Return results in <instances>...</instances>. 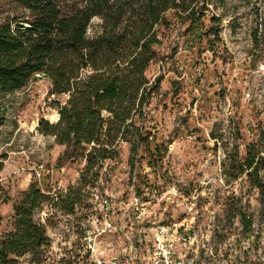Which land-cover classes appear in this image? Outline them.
Masks as SVG:
<instances>
[{
    "label": "rangeland",
    "instance_id": "obj_1",
    "mask_svg": "<svg viewBox=\"0 0 264 264\" xmlns=\"http://www.w3.org/2000/svg\"><path fill=\"white\" fill-rule=\"evenodd\" d=\"M206 2L200 30L188 34L172 21L162 35L160 58L147 70L159 83L142 123L149 142L136 155L119 142L113 159L86 173L82 152L70 158L65 146L38 132L39 120L57 122L55 102L66 100L50 94L48 79L35 76L24 89L0 95V236L13 231V205L31 184L60 197L59 207L35 214L50 246L39 262L25 257L20 264H79L93 189L124 203L136 197L165 222H194L203 264H264V192L238 164L250 146L263 160L264 188V12L255 0ZM70 193L79 199L66 214Z\"/></svg>",
    "mask_w": 264,
    "mask_h": 264
},
{
    "label": "trees",
    "instance_id": "obj_2",
    "mask_svg": "<svg viewBox=\"0 0 264 264\" xmlns=\"http://www.w3.org/2000/svg\"><path fill=\"white\" fill-rule=\"evenodd\" d=\"M255 1L264 12V0ZM207 11L206 0H0V95L24 89L35 76L48 79L50 94L66 100L55 102L57 122L39 120L38 132L65 146L70 158L82 152L86 173L113 159L119 142L130 143L136 155L149 142L142 123L159 83L147 70L160 58L162 35L178 21L185 33H196ZM244 153L240 174L264 192L258 178L263 160L250 146ZM75 199L66 196V214ZM44 205L59 207L60 197L35 184L14 203L13 231L0 236V264L43 257L50 238L35 214Z\"/></svg>",
    "mask_w": 264,
    "mask_h": 264
},
{
    "label": "built area",
    "instance_id": "obj_3",
    "mask_svg": "<svg viewBox=\"0 0 264 264\" xmlns=\"http://www.w3.org/2000/svg\"><path fill=\"white\" fill-rule=\"evenodd\" d=\"M93 214L79 236V264H203V237L195 223L157 219L133 197L124 203L90 192Z\"/></svg>",
    "mask_w": 264,
    "mask_h": 264
},
{
    "label": "bare ground",
    "instance_id": "obj_4",
    "mask_svg": "<svg viewBox=\"0 0 264 264\" xmlns=\"http://www.w3.org/2000/svg\"><path fill=\"white\" fill-rule=\"evenodd\" d=\"M51 119H52V121H54V122L58 120V118L56 117V115L52 116Z\"/></svg>",
    "mask_w": 264,
    "mask_h": 264
},
{
    "label": "water",
    "instance_id": "obj_5",
    "mask_svg": "<svg viewBox=\"0 0 264 264\" xmlns=\"http://www.w3.org/2000/svg\"><path fill=\"white\" fill-rule=\"evenodd\" d=\"M56 117L59 119V116H58V114L56 115Z\"/></svg>",
    "mask_w": 264,
    "mask_h": 264
}]
</instances>
